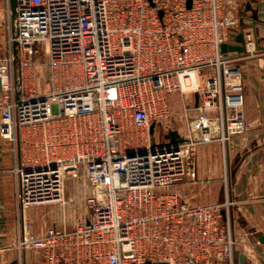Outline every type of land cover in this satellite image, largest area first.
<instances>
[{
	"label": "built area",
	"instance_id": "built-area-1",
	"mask_svg": "<svg viewBox=\"0 0 264 264\" xmlns=\"http://www.w3.org/2000/svg\"><path fill=\"white\" fill-rule=\"evenodd\" d=\"M248 2L15 0L0 51V137L13 144L20 261L233 264L223 219L233 202L187 197L199 141L188 131L171 144L161 126L176 93L189 96L190 129L214 113L222 144L245 132L244 64L264 51L244 24ZM239 32L243 51L221 52ZM80 183L75 224L36 232L27 210L66 206L67 185Z\"/></svg>",
	"mask_w": 264,
	"mask_h": 264
},
{
	"label": "crops",
	"instance_id": "crops-1",
	"mask_svg": "<svg viewBox=\"0 0 264 264\" xmlns=\"http://www.w3.org/2000/svg\"><path fill=\"white\" fill-rule=\"evenodd\" d=\"M260 1L259 18L264 21V0ZM9 11V0H0V51L5 48ZM246 17L244 24L251 25L253 29L255 27L257 39L264 45V22H254L250 11ZM242 83L244 133L222 144L218 139L219 125L214 113L209 114L205 123L197 121L194 123H198L197 126L192 129L188 125V131L191 132L188 133L199 141L195 157L197 180L187 184L184 191L195 203L226 199L232 201L233 205L224 211L223 219L230 221L229 229L236 240L233 262L264 264V243L258 241V236L264 234V51L245 61ZM1 107L0 103V115ZM175 129L185 138L186 135L179 128ZM1 150L0 144V264H38V255L26 252L21 255L20 261V256L12 247L14 229L10 231V225L15 218L16 204L14 190L12 197H4ZM13 161L14 158L12 166ZM11 200L13 203L9 208L10 202L7 201ZM9 215H12L11 222ZM218 264L228 262L221 261Z\"/></svg>",
	"mask_w": 264,
	"mask_h": 264
},
{
	"label": "rangeland",
	"instance_id": "rangeland-1",
	"mask_svg": "<svg viewBox=\"0 0 264 264\" xmlns=\"http://www.w3.org/2000/svg\"><path fill=\"white\" fill-rule=\"evenodd\" d=\"M252 5H255V7H261L259 6L260 0H251ZM239 10H242L240 7ZM226 16L230 20L236 19L235 11L228 10L226 13ZM41 57V58H40ZM41 60H43V57L40 56ZM170 98V107H171V116L169 119L165 120L161 126V129L163 126H168L170 129L179 128L182 134L187 135L188 133V125L189 120L183 116V108L186 106L189 100L188 95H180V94H173ZM3 106V105H2ZM176 130V129H175ZM184 135V136H185ZM1 139V151L3 155V174H4V197H12L11 194H13L14 190V174L12 171V159H13V144L6 138ZM79 187H74L73 184H69L66 187V206L57 204H46V205H40L31 209L27 210V218L32 222L34 226V230L38 233H41V229L47 225H59L65 223L67 226L71 227L75 224V220L78 218V212H79V206L82 201V198L84 196V189L82 186V183L75 184ZM78 189V190H77ZM12 199V198H11ZM10 202L9 208L12 206V200L7 201ZM6 203V201H4ZM10 222L12 219V215L8 216ZM15 218L13 217V220L10 225V231L14 229L15 231V225L12 226V223H14ZM12 228V230H11ZM44 229V228H43Z\"/></svg>",
	"mask_w": 264,
	"mask_h": 264
},
{
	"label": "water",
	"instance_id": "water-1",
	"mask_svg": "<svg viewBox=\"0 0 264 264\" xmlns=\"http://www.w3.org/2000/svg\"><path fill=\"white\" fill-rule=\"evenodd\" d=\"M188 6L190 4V1L187 2ZM9 5H10V10L12 15L14 14V8H15V0H9ZM245 9L247 11H250L251 13V19L254 22H264L261 21L259 18V7H252V3L248 2L245 5ZM254 33L257 36V30L254 27ZM243 34L242 32H239L235 38H234V43L233 44H226L222 43L220 46L221 52L226 53V52H242L243 51ZM15 45V44H14ZM261 50H264V46L260 47ZM195 99L197 100V94H195ZM166 139L169 140V143L171 144H176V143H182L185 142L186 139L182 137L178 131L176 130H169L168 133L164 135ZM223 213V212H222ZM258 241L260 243H264V234H261L258 236ZM243 255H240V260L242 261ZM233 264H238L237 262H233Z\"/></svg>",
	"mask_w": 264,
	"mask_h": 264
}]
</instances>
